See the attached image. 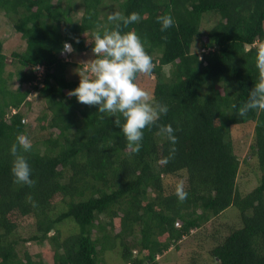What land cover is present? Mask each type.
Here are the masks:
<instances>
[{"label":"trees","instance_id":"trees-1","mask_svg":"<svg viewBox=\"0 0 264 264\" xmlns=\"http://www.w3.org/2000/svg\"><path fill=\"white\" fill-rule=\"evenodd\" d=\"M133 11L142 19L122 30L135 29L145 41L152 97L168 105L144 129L139 151L114 117L69 95L79 83L68 77L76 62L61 57L65 41L73 54L92 53L93 32L114 27L107 15ZM166 13L175 24L161 31L156 17ZM205 14L219 20L202 36ZM1 15L26 46L8 61L0 40V264H107L113 250L127 264H161L158 255L230 206L242 225L216 240L209 256L215 264H264V109L239 114L259 78L264 0H0ZM31 95L44 102L33 130L25 111ZM167 124L175 143L161 131ZM251 125L246 160L261 178L243 194L234 139ZM21 132L32 141L24 153L32 185L17 182L11 170L10 147ZM178 175L176 183L166 179ZM25 223L35 233L22 236ZM28 242L44 250L21 249Z\"/></svg>","mask_w":264,"mask_h":264},{"label":"clouds","instance_id":"clouds-1","mask_svg":"<svg viewBox=\"0 0 264 264\" xmlns=\"http://www.w3.org/2000/svg\"><path fill=\"white\" fill-rule=\"evenodd\" d=\"M141 19L142 15L137 11L127 15L122 12H110L107 15V21L114 24V27H105L102 32H93V57L86 61L85 69L77 71L79 83L69 92V95L75 96L79 102L95 105L97 112L114 117V123L123 132L128 146L134 151H139L141 147L144 129L153 125L161 114L168 111L166 103L154 99L136 82L137 73L152 74L153 59L146 51L145 41L135 29H122ZM156 19L160 23L161 31L175 24L171 14L159 15ZM62 50L70 55L74 51L71 41H65ZM62 54L61 51V57L68 59V54L67 57ZM255 66L259 71V78L249 89L247 100L239 108L242 117L249 110L264 109V47L257 51ZM161 131L172 143L178 139L171 124L163 125ZM31 148L32 141L23 132L17 134L10 147L14 157L11 169L13 176L17 182L27 185L35 183L28 158L24 155ZM167 159L165 157L163 162L167 163ZM176 195L179 200L187 197L188 193L183 184L177 185Z\"/></svg>","mask_w":264,"mask_h":264},{"label":"rangeland","instance_id":"rangeland-1","mask_svg":"<svg viewBox=\"0 0 264 264\" xmlns=\"http://www.w3.org/2000/svg\"><path fill=\"white\" fill-rule=\"evenodd\" d=\"M56 1V0H55ZM76 17V16H74ZM4 18L0 16V40L3 41V49L7 55L8 61L12 58V53L14 50L22 49L21 47L26 46V41L22 38L20 33L14 32L10 28V24L2 20ZM219 20V16L216 14H205L201 23V32L202 36H206L210 28ZM199 45V43H198ZM197 45V46H198ZM69 55V54H68ZM11 57V58H10ZM67 57V56H66ZM93 57V53L84 51L81 54L71 52L67 57L76 62L75 65H71L68 71L69 79H79L77 71L86 68V61ZM80 63H84L83 67L80 66ZM14 68L11 62H8L7 70L12 71ZM168 66L165 67V71L168 72ZM154 75L141 74L138 78V85L144 88L146 91L151 92V86L154 85ZM16 79V78H15ZM19 83L15 82L14 87L18 86ZM151 88V89H150ZM38 92L34 96H37ZM30 96L32 102V108L25 111L27 113V121H29L31 129L33 130L36 126V118L39 115L44 102L38 97ZM254 137L253 126H247L246 130H243L242 136L236 137L235 150L241 161L240 171L237 178V185L241 193H247L254 189L260 182L261 172L256 167L255 162L251 160H246V156L250 152L251 143ZM40 138L39 135L34 136L33 140ZM250 157V156H249ZM251 158V157H250ZM249 158V159H250ZM166 179L173 183H176L180 180L178 176H166ZM241 216L239 210L230 206L224 212H222L218 217L213 218L210 222L202 226L201 228L194 230V232L182 239L179 243V248L172 245L170 249L160 256L158 259L161 264H194L193 257H201L200 262L197 264H215L212 258L209 256L211 248L214 246L215 242L222 240L224 235L230 232L231 228L241 226ZM64 228V226H63ZM22 236H30L35 233L33 227L30 223H25V225L19 230ZM217 240V241H216ZM29 249L33 252L38 250L42 252L44 250L42 245L28 242L27 245L21 246V249ZM47 251V250H46ZM48 253V252H47ZM49 258V257H48ZM106 263L107 264H127L126 261L122 258L120 252L113 250L112 252H107L106 254Z\"/></svg>","mask_w":264,"mask_h":264},{"label":"water","instance_id":"water-1","mask_svg":"<svg viewBox=\"0 0 264 264\" xmlns=\"http://www.w3.org/2000/svg\"><path fill=\"white\" fill-rule=\"evenodd\" d=\"M62 52H63V54H62L63 56H67V54L69 53V52L66 53L63 50H62ZM8 113H9V115H11L13 113V111L11 109H9ZM181 222L182 221L179 219L178 222H177V225H181L182 224Z\"/></svg>","mask_w":264,"mask_h":264}]
</instances>
